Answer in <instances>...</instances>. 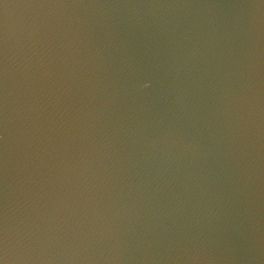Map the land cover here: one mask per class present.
Masks as SVG:
<instances>
[{"label":"water","instance_id":"water-1","mask_svg":"<svg viewBox=\"0 0 264 264\" xmlns=\"http://www.w3.org/2000/svg\"><path fill=\"white\" fill-rule=\"evenodd\" d=\"M0 264H264V0H0Z\"/></svg>","mask_w":264,"mask_h":264}]
</instances>
